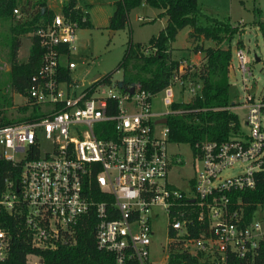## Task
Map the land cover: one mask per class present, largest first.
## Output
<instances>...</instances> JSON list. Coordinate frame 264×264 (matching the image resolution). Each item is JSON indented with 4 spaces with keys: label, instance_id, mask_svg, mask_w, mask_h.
<instances>
[{
    "label": "built area",
    "instance_id": "obj_1",
    "mask_svg": "<svg viewBox=\"0 0 264 264\" xmlns=\"http://www.w3.org/2000/svg\"><path fill=\"white\" fill-rule=\"evenodd\" d=\"M12 16L23 18L17 8ZM77 27L61 12L35 24L39 65L26 95L7 94L11 106L18 94L23 98L18 108L35 112L10 120L0 105V159L20 162L17 181L3 180L0 210L15 217L30 245L39 249L72 244L75 227L91 212L95 246L112 253L113 264L251 261L264 250V222L254 214L245 221L239 197L232 198L235 191L252 189L264 171V90L250 92L249 57L241 49L234 52L243 95L227 107L243 110L246 130H234L231 121L226 139L187 144L192 175L183 178L182 189L167 179L172 165L183 161L167 151L168 127L159 120L174 113V92L185 87L186 72H179L178 63L156 92L170 109L164 112L151 110L156 93L121 89L102 75L76 94L81 82L69 76L75 67L69 54ZM60 66L68 70V79L60 77ZM186 90L195 97L201 80L188 82ZM31 153L36 157L27 158ZM235 165L237 173L222 176ZM157 225L163 235L153 248ZM8 249L9 234L0 226V263Z\"/></svg>",
    "mask_w": 264,
    "mask_h": 264
},
{
    "label": "trees",
    "instance_id": "obj_2",
    "mask_svg": "<svg viewBox=\"0 0 264 264\" xmlns=\"http://www.w3.org/2000/svg\"><path fill=\"white\" fill-rule=\"evenodd\" d=\"M75 2L64 0L60 6L61 13L76 21L78 27L89 25L86 14L75 7ZM112 4L114 9L107 23V28L111 30L121 28L127 20L128 12L140 4L161 10L159 14L166 16V22L157 34L150 36L146 42L129 40L116 67L102 75V79L108 81L114 71L120 70L121 78L114 80L117 87L123 89L133 86L153 93L158 92L178 67V61L170 57V43L179 29L189 26V35L200 34L215 45L203 49V63L195 71L201 80L200 92L188 102L174 101L171 104L170 108L174 113L166 116L167 139L171 143L189 145L203 139H226L230 129L229 122H234V130L238 123L235 112L227 109L231 105L227 94L230 50L229 47L222 49L218 45L222 40L229 42L237 28L203 13L196 0H115ZM14 8H17L23 17L10 27L11 31L18 35L33 31L36 23L48 20L53 14L47 9L45 0H0V18L12 17ZM259 29L264 35V22H259ZM19 45L20 40L16 37H10L7 41L10 64L7 83L13 91L26 95L29 78L39 65L41 51L32 34L27 60L20 63L17 59ZM59 69L60 77L68 79V70L62 66ZM4 85L0 81L2 106L10 104V98L1 91ZM34 157L36 154L31 153L27 158ZM19 171L20 162L12 163L0 159V192L4 188V178L16 182ZM237 197L241 202L244 220H250L256 208L264 205V171L258 173L252 189L235 191L232 198ZM94 225L95 217L90 212L82 217L75 227L72 244L55 249H39L30 245L26 232L16 218L0 210V226L9 234V249L0 264H26L28 255L37 256L41 259V264H113V254L95 246ZM172 263L171 261L169 264ZM245 264H264L262 247L253 259Z\"/></svg>",
    "mask_w": 264,
    "mask_h": 264
},
{
    "label": "rangeland",
    "instance_id": "obj_3",
    "mask_svg": "<svg viewBox=\"0 0 264 264\" xmlns=\"http://www.w3.org/2000/svg\"><path fill=\"white\" fill-rule=\"evenodd\" d=\"M114 0H78L77 3L84 10V13L89 16V25L77 27L74 31L75 49L70 52L69 60L74 63L75 67L70 71L69 76L81 82L74 92L79 93L82 88L86 87L94 75H104L112 71L120 60L126 48L128 41L131 42H146V40L157 32L165 24V15L158 16L159 9L148 5L140 4L132 8L127 14V20L121 28L111 30L107 28V18L113 11ZM197 6L205 14L212 15L216 19L228 23L232 27H236L237 31L232 35L229 42L222 40L219 47L226 49L229 47L231 54L230 66L227 71L228 81V100L234 103L240 100L243 95V83L241 74L236 67L234 52L241 49L250 59L247 64L250 68V73L246 75L247 84L250 92L255 95L264 90V35L259 29V22H264V0H196ZM52 3H57L61 6L64 0H52ZM51 13L61 12L60 8L50 10ZM55 11V12H54ZM31 15V14H29ZM201 21V18H199ZM16 19L14 16L10 18H0V81L4 85L8 82L9 60L7 41L10 37H16L20 40V45L17 49V59L20 63L27 60L28 49L31 43L32 31L26 34H15L10 27L14 25ZM202 24V23H201ZM191 27L184 26L176 33L169 54L172 59L179 63L180 73L184 74L185 87L175 89L174 100L176 102H188L192 99L191 95L186 91L188 82L196 80L197 68L203 63L198 60L197 64L194 54L200 51L203 54V49L208 45H215L210 39H204L202 35L188 34ZM194 57V58H193ZM254 57L258 60L255 61ZM121 78V71L116 70L112 73L110 79L118 80ZM4 92L12 93L8 84L3 86ZM65 88V85H62ZM103 89L100 90L102 92ZM97 94V93H95ZM161 94L156 93L151 99V110L155 112H164L170 110L169 107L163 106ZM23 102L22 96L14 94L12 98L13 106L4 112V116L8 119H20L31 113L30 107L21 106ZM233 111V110H232ZM237 128L245 131L244 112L236 108ZM46 144L45 142L41 141ZM167 151L171 154H178L183 163L181 165H172L167 179L180 186L186 188L183 178L191 177V158L187 144L171 143L167 144ZM18 157V154L15 155ZM238 165L222 172V176L226 177L237 173ZM254 217L257 220L264 222V205L258 206L254 212ZM156 233L160 235L154 239L153 248H156L160 239H162V231L160 227L155 226ZM40 259L34 255H28L26 264H41Z\"/></svg>",
    "mask_w": 264,
    "mask_h": 264
},
{
    "label": "crops",
    "instance_id": "obj_4",
    "mask_svg": "<svg viewBox=\"0 0 264 264\" xmlns=\"http://www.w3.org/2000/svg\"><path fill=\"white\" fill-rule=\"evenodd\" d=\"M76 2H75V7L76 8H79L82 12H84V10L81 8V6L77 3V1L78 0H75ZM115 1V0H114ZM45 3H46V7H47V9H49V10H53L54 8H60V5L59 6H57V3L55 4V3H52V0H45ZM144 5V4H143ZM146 5V4H145ZM113 9H114V7H113ZM55 12V11H54ZM59 12V11H58ZM159 12H161V10H159ZM159 12H158V16H161V14H159ZM111 15V14H110ZM109 15V16H110ZM108 16V17H109ZM164 16V15H163ZM87 17H88V19H89V16L87 15ZM165 17V22H166V16H164ZM107 23H108V18H107ZM165 25V24H164ZM163 25V26H164ZM191 30L189 29V31H188V33L190 32ZM178 32V31H177ZM208 41H211V40H208ZM212 42V41H211ZM31 44V43H30ZM208 46H210V47H213L212 45H208ZM30 47V46H29ZM170 47H171V43H170ZM29 50V49H28ZM200 51H197L195 54H194V57L196 58V61H194L195 62V64H197V61L198 60H201L202 59V55H200ZM70 55V54H69ZM193 57V58H194ZM231 61V60H230ZM229 66H230V63H229V65H228V68H229ZM6 84H8L7 82H6ZM5 86V85H4ZM10 87V86H9ZM4 88V87H3ZM1 91L3 92L2 94L3 95H6L7 96V92H4L5 90H3V89H1ZM11 91H13L12 89H11ZM15 92V91H14ZM8 97V96H7ZM9 98V97H8ZM11 100V99H10ZM232 104V103H231ZM4 107L3 108H6L5 109V111H7V109L8 108H11L12 106H11V102H10V104H7V105H3ZM28 107V106H27ZM35 112V110L32 108L31 109V113L30 114H28V115H26V116H29V115H32L33 113ZM26 116H24V117H26ZM23 117V118H24ZM13 120V119H12Z\"/></svg>",
    "mask_w": 264,
    "mask_h": 264
},
{
    "label": "water",
    "instance_id": "obj_5",
    "mask_svg": "<svg viewBox=\"0 0 264 264\" xmlns=\"http://www.w3.org/2000/svg\"><path fill=\"white\" fill-rule=\"evenodd\" d=\"M254 60L257 61L258 59H257L256 57H254ZM97 76H98V75H94L92 79H94V78L97 77ZM131 92H132V89L130 88V89H129V93H131ZM159 122L165 123V122H166V118H161V119L159 120ZM39 262L41 263V259H40Z\"/></svg>",
    "mask_w": 264,
    "mask_h": 264
}]
</instances>
